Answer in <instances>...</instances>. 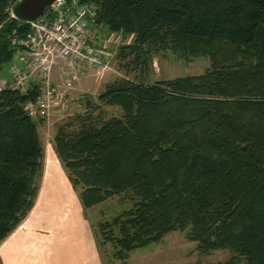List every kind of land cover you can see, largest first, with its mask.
Instances as JSON below:
<instances>
[{
	"label": "trees",
	"instance_id": "obj_1",
	"mask_svg": "<svg viewBox=\"0 0 264 264\" xmlns=\"http://www.w3.org/2000/svg\"><path fill=\"white\" fill-rule=\"evenodd\" d=\"M82 1L99 4L101 32L131 39L111 45L109 61L134 74L97 96L83 93L80 126H60L54 138L82 212L121 198L120 211L107 218L101 209L93 225L100 244L128 262L182 231L203 252L230 249L218 264H264V0ZM16 2L0 0V79L9 84L22 50L9 36L30 31L12 16ZM168 55L210 64L198 75L153 80L155 58ZM43 82L33 74L25 89L0 90V245L41 194L39 129L54 121L38 111ZM105 106L122 113L106 118Z\"/></svg>",
	"mask_w": 264,
	"mask_h": 264
},
{
	"label": "rangeland",
	"instance_id": "obj_2",
	"mask_svg": "<svg viewBox=\"0 0 264 264\" xmlns=\"http://www.w3.org/2000/svg\"><path fill=\"white\" fill-rule=\"evenodd\" d=\"M111 34L112 32L109 31L108 35L102 32L100 38L103 37L107 40ZM130 40L131 39L127 41L126 39V41H124L123 39H118L111 44L113 46H118L122 43L130 42ZM155 59V72L152 75L153 80L174 79L176 77H185L190 74L198 75L205 72L210 64V59L207 57H197V59L193 61H187L178 59L174 55H168L163 57L158 56ZM113 65L115 73L106 74L103 78H97L95 74L91 73L78 83H75L74 89L71 90V96L74 99L71 101L70 111L54 117V121L45 126H41L39 129L43 145L45 146V169L47 167L42 176V199L46 202H50L53 198H60L61 200L56 205L60 206V208L64 206L68 211L73 208L74 203L72 204V202L74 199L71 202L70 193L66 190L67 186L64 182L60 181L59 175L54 173V169L52 168V166L55 167L52 163L56 164L57 169H60V166H62L55 152L54 138L57 135L56 132L60 126L66 127L67 131H71L80 126L79 116H82L88 111L85 103L81 102L83 93H90L92 96H97L104 91L107 83L126 75L124 69L120 67V60L115 58ZM133 75L134 74L126 75V77H133ZM104 108L106 110V118L117 116L122 113L121 109L118 107L114 108L111 106H105ZM49 164L52 166L48 167ZM46 175L47 177H45ZM54 183H56L57 187H54ZM120 199V197H116L109 200L107 203L86 209V211L80 214L81 219L76 217L79 223L72 225L70 220H66L63 230H66L70 235L79 238L87 237L85 238L86 240H90V238L92 239L94 248L98 250L97 259L86 256L87 250L83 251L82 254L84 257L83 259L88 258L87 260L91 262L90 264H218L219 262L228 260L232 254L230 249H218L217 251L203 252L199 249L197 242H192L188 239L185 232L174 231L164 237V239L158 244L135 250V252H133L128 258V262L119 261L113 256L111 245L104 246L100 244V239L95 235L93 225L104 215L102 214L101 209L104 210L107 218L112 215L111 212L113 210H116V212L120 211L123 207ZM60 208H58V210H61ZM64 214L65 212L62 211V214L58 216H63ZM69 224H71L72 227ZM77 237H75V244H73L74 241H71V244H66V246L70 245V249L67 250L68 252H73V245L76 246L79 244V241L81 245H85V239H78ZM84 262H86V260ZM241 263L247 264V261L244 258H241Z\"/></svg>",
	"mask_w": 264,
	"mask_h": 264
},
{
	"label": "built area",
	"instance_id": "obj_3",
	"mask_svg": "<svg viewBox=\"0 0 264 264\" xmlns=\"http://www.w3.org/2000/svg\"><path fill=\"white\" fill-rule=\"evenodd\" d=\"M99 11L100 6L93 2L54 0L40 18L20 20L29 24L30 31L25 38L19 37L16 30L9 36L13 44L22 46L18 56L20 64H10L8 71L14 81L9 84L0 79V90L25 89L29 77L37 74L44 80L38 111L53 117L66 112L67 95H72L74 84L86 72L103 78L114 71L109 61L113 56L110 48L120 37L114 33L107 40L100 38ZM57 78L59 83L55 84ZM28 107L36 111L34 105Z\"/></svg>",
	"mask_w": 264,
	"mask_h": 264
},
{
	"label": "crops",
	"instance_id": "obj_4",
	"mask_svg": "<svg viewBox=\"0 0 264 264\" xmlns=\"http://www.w3.org/2000/svg\"><path fill=\"white\" fill-rule=\"evenodd\" d=\"M105 34L108 35V32ZM52 164L55 167L51 164L48 167L52 166L54 173L59 175L60 181L67 186L66 190L70 193L71 202L74 199L72 202V204L74 203L73 208L68 211L64 206L61 208L57 206L56 204L61 200L60 198H53L50 202H46L41 196L42 188L36 207L0 245V264H86V262L90 264L88 258L83 259L82 254L85 250H87L86 256L97 259L98 250L94 248L91 238L86 240L87 237L79 238L63 230L66 220H70L72 225L79 223L77 218L81 219L82 207L65 170L62 166L57 169L56 164ZM54 187H57L56 183H54ZM58 208L63 209L62 211L65 212L63 216H58L62 214V211ZM75 237L85 239V245H81L79 241V244L73 245V252H68L70 245L66 246V244H71V241H74L73 244H75ZM85 260L86 262H84Z\"/></svg>",
	"mask_w": 264,
	"mask_h": 264
},
{
	"label": "water",
	"instance_id": "obj_5",
	"mask_svg": "<svg viewBox=\"0 0 264 264\" xmlns=\"http://www.w3.org/2000/svg\"><path fill=\"white\" fill-rule=\"evenodd\" d=\"M54 0H18L13 5L14 18L22 21H31L40 18L46 8L52 5Z\"/></svg>",
	"mask_w": 264,
	"mask_h": 264
},
{
	"label": "bare ground",
	"instance_id": "obj_6",
	"mask_svg": "<svg viewBox=\"0 0 264 264\" xmlns=\"http://www.w3.org/2000/svg\"><path fill=\"white\" fill-rule=\"evenodd\" d=\"M89 2H91V1H89ZM93 3H94V2H93ZM96 4H97V3H96ZM98 5H99V4H98ZM47 8H48V7H47ZM47 8H46V9H47Z\"/></svg>",
	"mask_w": 264,
	"mask_h": 264
}]
</instances>
